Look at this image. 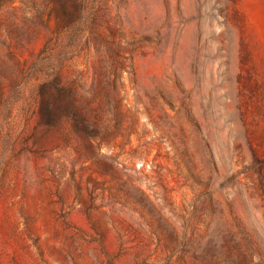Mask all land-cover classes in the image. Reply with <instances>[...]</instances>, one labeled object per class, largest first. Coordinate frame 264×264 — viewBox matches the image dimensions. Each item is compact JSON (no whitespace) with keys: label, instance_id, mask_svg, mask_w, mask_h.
I'll return each mask as SVG.
<instances>
[{"label":"rangeland","instance_id":"1","mask_svg":"<svg viewBox=\"0 0 264 264\" xmlns=\"http://www.w3.org/2000/svg\"><path fill=\"white\" fill-rule=\"evenodd\" d=\"M0 264H264V0H0Z\"/></svg>","mask_w":264,"mask_h":264}]
</instances>
